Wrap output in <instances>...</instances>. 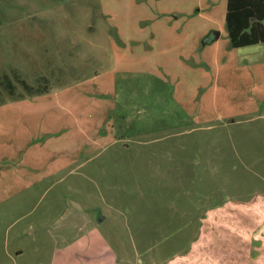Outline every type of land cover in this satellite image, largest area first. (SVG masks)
Listing matches in <instances>:
<instances>
[{"label": "rangeland", "instance_id": "1", "mask_svg": "<svg viewBox=\"0 0 264 264\" xmlns=\"http://www.w3.org/2000/svg\"><path fill=\"white\" fill-rule=\"evenodd\" d=\"M226 13L227 0H0V104L26 98L22 81L46 78L51 89L69 90L60 112H86L82 98L69 100L84 90L100 111L115 109L110 129L130 150L109 147L92 161L101 169L82 170L94 182L74 193L93 213H111L104 231L131 264H171L191 242L193 254L178 264L264 260V44L232 49ZM216 32L219 40L206 44ZM121 46L159 56L142 63L155 72H125L136 61L122 58ZM217 51L226 62L218 64ZM191 52L195 71L186 75L180 56ZM200 53L211 57L204 66ZM73 181L58 185L67 202ZM54 194H38L36 214ZM208 202L212 229L201 233L197 204Z\"/></svg>", "mask_w": 264, "mask_h": 264}, {"label": "crops", "instance_id": "2", "mask_svg": "<svg viewBox=\"0 0 264 264\" xmlns=\"http://www.w3.org/2000/svg\"><path fill=\"white\" fill-rule=\"evenodd\" d=\"M137 42H140V37ZM138 48V53L126 46L117 48L122 58H127L129 52L127 61H136V64L128 65L125 72H155L153 67H149V71L143 69L142 63L155 65L159 56H145ZM220 54L217 51L213 57ZM150 57L156 58V63L152 59L146 60ZM180 57L179 63L185 68L186 75L194 72L193 52L184 59ZM196 57H200L199 63L202 64L211 60V57H204L201 53ZM216 58L218 64L226 62L221 57ZM158 62L162 68L167 67L166 63ZM67 91L66 87H61L51 89L45 95L0 104V264H131L128 249H124L121 256L120 250L118 252L114 248L104 231L108 222L114 223L111 213L102 210L93 213L90 202L83 206L79 198L75 199L74 193L75 187L83 180L94 182V173L82 170L87 166L101 169V165L98 167L92 161L109 147L120 144L119 138L110 129L115 109L112 105L104 112L102 106L100 111V105L91 98L90 92L84 90L69 100L82 98L83 104L89 106L86 112L71 109L69 113L60 112L56 105L66 104L61 97ZM63 98L66 101V97ZM91 107L96 110L89 115L87 110ZM17 111L18 114L15 113ZM117 148L122 153L130 150L129 146ZM95 175H104V171ZM64 179H74L69 202L58 189ZM200 179L197 180L199 185L202 183ZM193 183L196 185L195 180ZM51 191H55L54 198L36 214L34 199L41 192L47 194ZM201 192L197 199L202 201L206 195ZM226 196L225 190L218 189L215 199L223 202L217 207L219 217H225L229 211L226 209ZM234 205L238 204L235 202ZM198 206L201 203L197 204L196 217L201 218L199 221L202 224L198 226L204 233L212 229L209 226L212 209L209 202L206 208ZM93 207L96 208L95 204ZM193 221L190 223L197 227ZM195 244L191 242L188 251L177 255L169 263H180L182 260L177 259L184 254L185 257L191 256ZM260 257L259 260H249L247 264H264Z\"/></svg>", "mask_w": 264, "mask_h": 264}, {"label": "trees", "instance_id": "3", "mask_svg": "<svg viewBox=\"0 0 264 264\" xmlns=\"http://www.w3.org/2000/svg\"><path fill=\"white\" fill-rule=\"evenodd\" d=\"M226 26L233 49L264 44V0H227ZM21 85L28 94L27 98L51 91L46 78L37 86H30L24 81Z\"/></svg>", "mask_w": 264, "mask_h": 264}, {"label": "water", "instance_id": "4", "mask_svg": "<svg viewBox=\"0 0 264 264\" xmlns=\"http://www.w3.org/2000/svg\"><path fill=\"white\" fill-rule=\"evenodd\" d=\"M220 38V33L219 32H216L214 33L212 36L208 37L206 40H205V43L206 44H212L213 42L219 40Z\"/></svg>", "mask_w": 264, "mask_h": 264}]
</instances>
